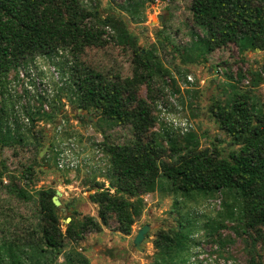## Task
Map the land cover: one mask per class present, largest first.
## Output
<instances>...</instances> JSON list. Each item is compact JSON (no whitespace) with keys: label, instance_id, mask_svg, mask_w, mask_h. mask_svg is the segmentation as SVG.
Segmentation results:
<instances>
[{"label":"trees","instance_id":"obj_1","mask_svg":"<svg viewBox=\"0 0 264 264\" xmlns=\"http://www.w3.org/2000/svg\"><path fill=\"white\" fill-rule=\"evenodd\" d=\"M151 1L126 0L119 6L139 23L145 21L143 9ZM100 7V0H0V149L26 145L28 135L40 147L46 134L35 130L37 122L53 118L61 109L56 103L61 98L52 101L50 113L39 114L32 106L25 107L30 122L21 123L16 110L20 96L10 91V73L18 74L39 57L54 60L67 53L72 61L56 64L63 74L70 73L60 92L68 91L78 116L83 118L82 112H87L88 123L93 115L98 122L95 128L106 134L99 145L110 167L100 177L112 186L107 187L96 175L85 179L83 183L95 190L90 200L98 205V215L70 216L68 222L53 201L54 187L39 189L34 198L9 174L10 192L35 200L39 226L24 224L14 233L0 226V264H89L73 244L112 222L123 234H131L143 214L144 195L156 191L173 195V207L179 215L178 224L155 241L158 251L154 264H198L201 251L194 249L203 240L217 246L220 254L221 248L235 241L224 236L225 229L244 242L246 264H264V111L254 91L264 81V65L260 71L233 72L232 63H220L227 68V97L213 102L211 110L231 145L238 147L228 155L215 144L200 151L201 137L196 129L182 134L160 119V101L170 102L164 96L166 85H172V93L179 92V87L163 63L159 47L140 50L122 13L103 16ZM188 10L196 38L190 48L197 58L207 60V54L230 44L236 45L240 55L264 50V0H191ZM196 28L202 30V36ZM111 43L133 50L135 64L129 85L85 60L89 48H105ZM247 76L251 77L249 85H241ZM144 87L146 97L141 94ZM120 126L130 127L131 138L111 142L108 131ZM51 146L41 158V166H56ZM29 168L33 167L22 173ZM209 201H213L215 216L190 213ZM1 213L5 214L4 210ZM192 256H196L195 262L190 261Z\"/></svg>","mask_w":264,"mask_h":264},{"label":"rangeland","instance_id":"obj_2","mask_svg":"<svg viewBox=\"0 0 264 264\" xmlns=\"http://www.w3.org/2000/svg\"><path fill=\"white\" fill-rule=\"evenodd\" d=\"M100 1V10L103 16H107L111 12L122 13L128 21L130 31L138 39L140 50L145 52L154 46L159 47V55L163 63L172 71L179 87V92L172 93V85L167 84L168 88L165 90L164 96L166 100L171 101L170 95H177V102L182 107L180 112L190 116L194 122L195 131L201 137L198 149L200 151L210 150L215 144L223 151L224 155H228L232 149H236L238 146L231 145L230 138L220 128L221 124L215 119L211 110L213 102L217 100L223 102L227 97L226 84L229 81L225 75L227 68L220 63L222 64L225 60L232 63L233 72L249 68L260 71L264 65V50H248L240 55L236 45L230 44L228 48L218 49L207 54V60L202 57L197 58L196 52L190 48L193 39H196L192 33L191 13L188 10L191 0H152L143 9L145 21L139 23L131 19L128 12L121 10L119 5L127 3L126 0ZM160 15L163 17L162 21ZM196 31L201 36L203 35L200 28H196ZM186 47L189 48L185 49ZM241 57L244 58V61ZM66 59L71 62L72 56L67 53L66 55L61 54L60 59L53 63L43 57L38 59L40 64L36 70L50 76L53 75L54 70L59 71V76L64 82L65 79H69L70 73L66 69L68 73L63 74L62 68L56 64ZM85 60L107 73L110 78L126 85H129L132 80L135 63L133 50L129 48L123 49L114 43L105 48H89L85 53ZM56 67L58 71L55 69ZM188 75L193 77V82L188 81ZM16 79L17 73L12 71L9 75L10 84ZM250 79L251 77L247 76L241 85L248 86ZM166 80L168 83L171 81L169 78ZM11 87L17 93L22 89L20 85L13 84ZM254 91L258 95L259 106L263 105L264 111V81L255 87ZM146 93L147 89L144 87L141 94L146 97ZM55 98H61V101H56L61 109L54 114L53 118L48 120L43 118L35 126L36 131L42 130L44 134L52 136L51 145L56 146L57 135L54 133L59 126L64 125L67 127L68 133L76 134L81 141L91 143L97 140L104 141L106 134L98 131L92 123L85 121L88 116L87 112H82L85 114L83 118L78 116L80 112L70 101L68 91L57 92L52 99ZM34 105L35 111L39 114L52 111L51 103L49 109H44V111L40 108L39 103ZM155 129H159L158 125ZM22 130L24 133L28 132L24 128ZM107 134H110L109 140L114 143H123L131 138L130 127H114ZM28 137L30 138L26 145L0 149V226L12 233L24 224L32 227L39 226V210L35 200H25L10 192L11 178L9 174H13L16 184L27 189L34 195V198L37 197V192L41 188L60 189L62 206L66 207L68 211L66 215L60 213L65 217L97 216L98 205L90 200V195L95 190H90V185L83 182L96 175L98 180L105 181L106 186L109 187V181L100 175L108 172L110 162L104 169L77 172L60 170L55 165L41 166V157H37V152L45 146L46 140L40 139L41 146L38 147L37 143L35 144L36 139L30 135ZM106 159L108 158L106 157ZM28 166L33 168H29L27 173L23 174L22 172H25ZM69 179L71 182L67 183ZM144 200L143 214L134 223L131 234H123L118 230L117 223L112 222L103 227L101 232H90L85 239L73 244L89 260V264H154L155 254L158 251L155 241L161 238L163 232L178 224L179 212L173 207V195H166L160 191L150 192L144 195ZM217 201L219 200L217 199ZM208 203L191 209L190 213H197L200 216L204 214L215 216L216 209L213 201ZM186 209L182 208L181 211ZM3 210L5 214L1 213ZM144 224H150L151 230L142 243L143 250L140 251L136 249L134 239ZM223 234L224 236L230 235L235 238V241L221 248V253L218 254L217 246L203 240L200 246L194 249L195 252L201 251L198 256V264H246L248 256L242 239L237 238L230 229L223 230ZM63 259L61 256L60 261ZM190 261L195 262L196 256H192Z\"/></svg>","mask_w":264,"mask_h":264},{"label":"built area","instance_id":"obj_3","mask_svg":"<svg viewBox=\"0 0 264 264\" xmlns=\"http://www.w3.org/2000/svg\"><path fill=\"white\" fill-rule=\"evenodd\" d=\"M43 57H39L41 59ZM48 58V57H46ZM52 63L58 60L56 57L54 60L48 58ZM25 68H20L17 79L13 80L10 84V91L12 94L19 95V101L16 104L17 115L21 123H29V116L26 114L25 107L32 106V110L35 111V103L40 104L42 111L49 109L52 98L60 89L67 84V80L63 82L59 76L60 72L54 70L53 75H47V73H41L37 71L39 60ZM188 81L193 82V77L188 75ZM19 83V84H17ZM20 85L22 89L17 91L11 87V85ZM176 97V98H175ZM171 101L167 104L164 101H160V119L164 121L167 126L172 127L174 130L185 134L195 129L194 122L190 116L183 114L181 106L177 102V95H170ZM67 127L59 126L54 133L56 136V146L54 152L56 154V166L60 170H66L69 172L86 171V170H100L104 169L108 165V159H106L105 153L102 147L99 145V141L87 142L81 141L80 137L76 134L71 136L67 135ZM102 142V141H101ZM110 167V163H109Z\"/></svg>","mask_w":264,"mask_h":264},{"label":"water","instance_id":"obj_4","mask_svg":"<svg viewBox=\"0 0 264 264\" xmlns=\"http://www.w3.org/2000/svg\"><path fill=\"white\" fill-rule=\"evenodd\" d=\"M163 17L160 15V19L161 21ZM212 69V66H211ZM89 119H90V123H92L94 126L98 125V122L96 121V119L94 118L93 115H89ZM219 125V123H218ZM51 140H52V136L48 135L46 133V144L45 146L42 148V150L40 151V157H44V155L49 152L50 147H51ZM109 187H112L111 184H109ZM92 193V191H90ZM94 193V192H93ZM62 194L60 189H56V193L53 196V201L57 207V209L59 210V212L63 213V214H67V208L62 206V201L60 200V195ZM67 221L69 222L71 220L70 216H67ZM151 230V225L150 224H144L143 227L141 229L138 230V233L134 239V245L136 247L137 250L142 251L143 247H142V243L144 242V240L146 239V235L147 233Z\"/></svg>","mask_w":264,"mask_h":264}]
</instances>
